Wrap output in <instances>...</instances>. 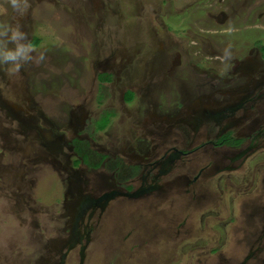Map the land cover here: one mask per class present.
I'll return each mask as SVG.
<instances>
[{
    "label": "rangeland",
    "instance_id": "1",
    "mask_svg": "<svg viewBox=\"0 0 264 264\" xmlns=\"http://www.w3.org/2000/svg\"><path fill=\"white\" fill-rule=\"evenodd\" d=\"M28 2L21 17L0 0V25L38 40L19 72L0 65V264H59L72 242L65 264L84 248L83 264H260L262 228L248 216L251 197L264 204V173L237 171L224 149L175 162L161 191L96 207L88 242L83 226L90 204L138 185L167 148L262 128L264 100L220 126L215 118L264 85L253 46H264V0ZM254 153L260 160L264 146ZM251 249L259 254L248 259Z\"/></svg>",
    "mask_w": 264,
    "mask_h": 264
},
{
    "label": "flooded vegetation",
    "instance_id": "2",
    "mask_svg": "<svg viewBox=\"0 0 264 264\" xmlns=\"http://www.w3.org/2000/svg\"><path fill=\"white\" fill-rule=\"evenodd\" d=\"M262 44H258V42H254L253 46L257 49L256 51L258 52V59L260 61H264L263 57L261 56V52L259 51L258 47L261 46ZM264 86V85H263ZM263 86H261L260 89V93L255 96V94L257 93V88L253 87L251 90H249L245 95H242L239 100L237 101L234 100V102H230L229 105L224 106L223 110L221 114L219 113L218 117L215 118L217 120V124L218 126H220L221 123L230 120L232 118H234V115L237 114L238 112H246L247 109L250 110V108H254L255 104L257 101H262L264 100V88H262ZM255 88V89H254ZM204 124L202 123V120H199V122L196 124L197 126L194 128H192L195 136H197V128L198 124L201 123L204 126L207 125L208 123V119L206 117L203 118ZM206 122V123H205ZM262 128H260L259 130L256 131V134H254V136H246V137H242V136H232V131H228V132H224L223 134L220 133V135L217 136H212V137H207L206 140L204 142H202V144L196 148H191V150H189V145L187 144V148L186 149H182V150H177L176 148H167L166 150H164V152L161 154V156L156 159L153 162H147L142 168V170L144 171L146 169V171H148L149 173L156 171L155 175H151L146 173V175L140 180V183L138 185H128L125 184V186L123 187V192H110L108 194H104L102 195L100 198H98L97 200H95L92 204H90L89 207H91L92 212L89 214V216L86 219V223L83 226V240H85L86 242L89 241L88 239V235H89V222L92 219V213L94 211V209H96V207L100 208V211L103 212L104 208L107 206V204L116 199V198H126L123 197L121 195L118 194H130L136 191H143V194H147V193H151L152 191H161L162 188L164 187V184L162 183V179L164 177H167L170 175L171 173V168L174 165L175 162H178L180 159L182 158H188L189 156H191V154L197 152L198 150H201L204 146H210L211 149L213 150H220V149H224V150H228L230 153H228V155H230L229 157L226 155H224L225 159H228V162L230 164H236L238 163V167L237 171H245L244 167L247 165V171H252L254 169H257V173H264V157H262L260 160L256 161L258 156H254L256 155L254 152L257 151V149L261 150L263 143H264V125L261 126ZM250 138V140H248ZM260 138V141H258ZM228 157V158H227ZM141 166H139L140 168ZM139 168L134 167L131 169V171H136L139 170ZM246 169V168H245ZM231 171L232 169L230 167L225 168L223 171ZM253 172V171H252ZM203 173V169H201L197 175L194 177L195 179H199L200 176ZM135 174V173H132ZM133 179L136 178V175H132ZM127 180V179H126ZM197 181V180H196ZM135 182V180L133 181V183ZM263 184H264V179H263ZM189 183V180H187V183ZM135 186V187H134ZM112 195L111 198L107 199L108 196ZM253 199V203H252V207L250 208V214L248 216V220L251 222V224H253L252 226L254 227V225H259L260 228H262V230L260 231L259 234V238H258V243L262 244V241L264 240L263 238L260 237L261 235L264 236V204L263 206H261V201L258 198V196L255 197H251ZM128 199V198H126ZM264 203V201H263ZM247 202H244L243 205H246ZM81 207H83V209L80 211L78 217L76 218V226L79 225L80 221H84V212L88 209V206L86 204V202H83L80 204ZM248 207V206H247ZM246 221V224H250L249 221ZM262 222V224H261ZM252 226L250 227L249 231H245L247 233V236L245 237V240H256L257 237V232L259 230H257L256 228H252ZM252 228V229H251ZM80 238H78L76 240V244H80L81 242H79ZM77 245H75V243H70L69 247L66 249V251L64 252V254L61 255L60 260L61 262L59 264H65L67 263V258L68 255L71 252V249L73 247H75ZM82 249V247H81ZM80 249V250H81ZM85 249V248H84ZM84 249H82L84 251ZM86 250V249H85ZM264 250V249H263ZM262 250V252H263ZM259 254V250H252L249 252L248 250V259L249 258H253L255 256H258ZM80 259H81V254H80ZM83 261H84V255H83ZM245 264L248 263L247 259L246 261H244ZM79 264H80V260H79ZM83 264V263H82ZM260 264H264V259L260 262Z\"/></svg>",
    "mask_w": 264,
    "mask_h": 264
},
{
    "label": "clouds",
    "instance_id": "3",
    "mask_svg": "<svg viewBox=\"0 0 264 264\" xmlns=\"http://www.w3.org/2000/svg\"><path fill=\"white\" fill-rule=\"evenodd\" d=\"M9 3L21 17L27 14L30 7L28 0H9ZM27 37L28 34L22 31L18 24L15 27L0 25V65H12V70L19 72L22 65L32 59L30 54L37 50L30 41L26 44L21 42ZM9 44H13L14 47H9ZM44 60L45 54L40 52V61Z\"/></svg>",
    "mask_w": 264,
    "mask_h": 264
},
{
    "label": "trees",
    "instance_id": "4",
    "mask_svg": "<svg viewBox=\"0 0 264 264\" xmlns=\"http://www.w3.org/2000/svg\"><path fill=\"white\" fill-rule=\"evenodd\" d=\"M38 44V40L37 39H34V41H33V45H37ZM258 49H259V51L261 52V56L263 57V59H264V46H259L258 47ZM123 101H124V99H123ZM107 115V114H106ZM104 117H105V115H104ZM109 121H110V119L108 120V119H106V120H104V125H102V126H100V127H97L98 128V130H104L106 127H107V125L109 124ZM80 151H77V153H79ZM84 160H85V158H87L85 155H82L81 156ZM76 164H77V162H76Z\"/></svg>",
    "mask_w": 264,
    "mask_h": 264
},
{
    "label": "water",
    "instance_id": "5",
    "mask_svg": "<svg viewBox=\"0 0 264 264\" xmlns=\"http://www.w3.org/2000/svg\"><path fill=\"white\" fill-rule=\"evenodd\" d=\"M143 191H136V192H133V193H130V194H118V195H121L123 197H126V198H129V199H136L138 197H140L141 195H143ZM112 195L108 196L107 199L111 198ZM83 250L81 251V259H80V264L83 263Z\"/></svg>",
    "mask_w": 264,
    "mask_h": 264
},
{
    "label": "bare ground",
    "instance_id": "6",
    "mask_svg": "<svg viewBox=\"0 0 264 264\" xmlns=\"http://www.w3.org/2000/svg\"><path fill=\"white\" fill-rule=\"evenodd\" d=\"M224 261V260H223Z\"/></svg>",
    "mask_w": 264,
    "mask_h": 264
}]
</instances>
